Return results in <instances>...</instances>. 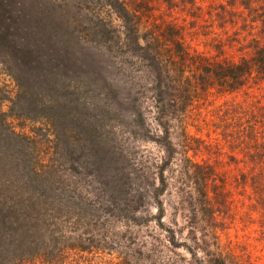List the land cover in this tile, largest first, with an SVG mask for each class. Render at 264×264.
Here are the masks:
<instances>
[{
  "label": "rangeland",
  "instance_id": "374dc122",
  "mask_svg": "<svg viewBox=\"0 0 264 264\" xmlns=\"http://www.w3.org/2000/svg\"><path fill=\"white\" fill-rule=\"evenodd\" d=\"M8 1L13 17L25 13H19V0ZM123 1L130 10L138 0ZM247 1L264 4L143 0L141 29L169 26L189 54L237 61L247 57L256 36ZM98 3L33 0L31 13L55 20L69 44L47 53L46 61L14 51L25 66L14 74L11 64L0 63V118L24 133L8 142L12 155L0 148V197L41 198L42 204L33 198L27 216L38 217L36 231L54 233L63 264H209L211 253L224 264H264V185L249 178L247 161V132L256 130L257 142L264 140V81L199 91L176 121L158 62L129 40L124 47L99 38L94 15L104 13ZM191 163L210 169L204 188L216 186L225 199L213 219L201 210ZM106 213L108 220L102 219ZM91 230L104 235V248H70L79 243L78 232ZM40 252L30 255V264H48ZM14 258L0 256V264Z\"/></svg>",
  "mask_w": 264,
  "mask_h": 264
},
{
  "label": "trees",
  "instance_id": "16d2710c",
  "mask_svg": "<svg viewBox=\"0 0 264 264\" xmlns=\"http://www.w3.org/2000/svg\"><path fill=\"white\" fill-rule=\"evenodd\" d=\"M131 4H133V7L129 10L123 0H100V3L96 6L97 8H103L104 15L100 13L94 15L96 18L95 25H97L96 30L100 35L99 38L105 44L109 43L110 46L116 43L120 46L129 47L130 41L134 48L152 56L158 62L160 72L163 76L166 75V78H164L168 82V89H170L166 106L169 115L173 114L172 118L176 121L177 114L184 112L185 107L191 103L199 91L204 92L210 87L218 91H233L246 82L247 84L250 82L258 84L264 81L263 3L251 5L247 1L243 4L244 8L247 9V15L250 17L249 22L257 27L252 24L249 25L250 30L255 29V32L251 35L256 34V36H251L247 45L250 50L247 57H241L237 61L230 62L210 61L201 54H189L176 39L177 32L172 27L158 28V26L152 25L141 29L140 13L143 12V0L132 1ZM10 6L8 0H0V54H2L0 63L11 64L10 70L13 71V74L18 72L19 68H25L24 64L12 55L14 51L28 54L37 53L40 57L35 59L42 60L41 58H43L46 61L48 54L52 55L57 49L69 44L66 35L63 36L56 32L55 20L49 18V16L38 18L32 14L33 12L31 13V11H35L33 0H19V13L25 12L19 18L12 16ZM221 7L224 8L223 5ZM43 8V5L38 7L40 11ZM144 8L146 9L145 4ZM114 19H117L121 25L116 27L112 22ZM223 19L220 17L221 21ZM243 24L245 23L243 22ZM17 31H21L22 36L10 37ZM259 39H263L262 43L259 42ZM6 43L8 44L6 45ZM169 43L170 45H168ZM9 74L12 76V73ZM46 76L45 78H49ZM157 103L156 109L161 110V113L164 114L161 101H157ZM3 113L4 111H0V114ZM162 118L163 115H160L156 120L160 122ZM1 121L4 125L1 124L0 148L4 153H6L5 149L9 148V153L12 155L8 142L23 139L24 133L16 131L5 119H1ZM164 124L167 123L164 121ZM256 132V130L247 132V141H251L249 145L251 151L248 154L247 161L250 163L251 171L253 170V173L250 171L249 178H255L264 185V140L261 143L257 142L258 133ZM167 153L168 156L171 155L169 151ZM191 167L193 178L199 186L198 190L202 197L201 210L205 211L209 219H213V214L222 212L225 207V199H223L222 193L216 189V186L211 185V189L204 188L207 180L210 179L211 171L209 168L205 166L206 170H204L203 166L194 163H191ZM254 168H257V170H254ZM37 169L35 168L34 171L36 172ZM208 191L212 192V196L208 195ZM22 196L7 197L6 199H10V201L0 197V256L5 257L7 254H11V256L16 257L8 260L9 264H19L20 262V264H30V255H34L40 250V253H43L42 262L63 264L62 249H60L61 246H56L57 240L54 233L48 230L46 234L36 231L34 225L39 221L38 217L31 218L27 216L34 209L35 202L33 198L39 204H42L40 202L41 198ZM107 216H109L108 213L103 214L102 219H107ZM155 220L159 226V219L155 218ZM86 222H91V220ZM93 223L95 224L96 221H93ZM93 232L92 230L85 234L78 232L75 236L80 241L75 245L71 244L70 248L86 252L97 251L101 247L104 248L100 243L104 242V235L95 237L96 233ZM9 246L10 248H8ZM15 251H23V253H20V256L17 257ZM207 261L209 264H224L222 257L214 253L208 256Z\"/></svg>",
  "mask_w": 264,
  "mask_h": 264
}]
</instances>
